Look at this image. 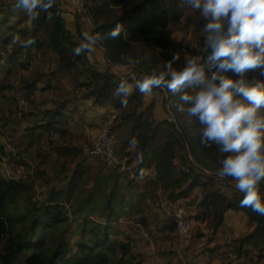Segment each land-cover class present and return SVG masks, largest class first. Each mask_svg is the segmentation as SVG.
Listing matches in <instances>:
<instances>
[{
  "label": "trees",
  "instance_id": "trees-1",
  "mask_svg": "<svg viewBox=\"0 0 264 264\" xmlns=\"http://www.w3.org/2000/svg\"><path fill=\"white\" fill-rule=\"evenodd\" d=\"M45 2L49 5L46 9L38 8L32 15L25 13L14 26L6 25L9 36L0 37L5 47L12 42L15 33L24 38L19 49L7 53L11 66L28 68L29 62L19 60L23 54L54 53L57 57L55 75L62 74L83 91L84 97H93L95 105L112 108L115 119L131 124L127 144L134 145L138 170L151 167L153 173L147 178L145 189L135 194L138 191L135 181L124 185L118 183L117 178L113 181L111 173H97L89 178L90 169L75 172L63 188H52L37 206L32 199L34 192L30 194L31 188L25 179L11 178L0 172V264H142L132 253L130 242L112 238V234L119 231L110 224L115 214L141 213V200L156 189L167 190L166 197L171 202L186 199L187 207L196 206L199 209L196 219L213 234L226 221L228 212H241L251 229L229 243V252L238 264H264V215L242 207L243 194L233 187L231 178L216 175L227 154L220 153L215 145L201 144L200 126L195 117L187 114V105L179 100L180 93L171 94L164 87L173 116L159 119L154 100L140 107L144 95L148 94L140 93L135 88V79H129L133 88L127 104L121 105V97L115 94V89L124 77L111 70L110 65L104 71L91 65L86 50L76 55L73 49L81 44L77 37L84 38L80 26L77 24L74 31L73 27H68L63 0ZM84 3V14L90 19L89 35L98 38L97 43L104 46L110 62L128 65L129 58L138 61L134 68L139 79L145 74L165 71V64L177 53L179 59L173 62L172 68H182V47L193 57L207 55L202 30L205 21L190 13L185 0H84ZM15 5L16 0H0V24L4 25L14 13L23 11ZM25 22L29 24L20 27ZM113 29L119 33L115 38L108 36ZM178 31L182 34L181 43L174 38ZM191 32L195 33L194 48L188 39ZM2 57L0 51V59ZM11 72L12 69L8 71ZM248 75L264 79L257 71ZM36 84L34 80L25 81L20 88L29 96ZM52 87L48 84L44 89ZM152 91L161 92L163 87ZM166 100L163 95V105ZM64 106L62 102L57 109L45 110L48 121L40 127L50 128L60 123ZM260 114L264 115V108ZM8 155L0 141V159ZM89 180L92 181L90 187L86 185ZM196 187H201V193L190 196ZM258 190L260 194L264 192V179ZM94 212L104 221L89 215ZM173 222L175 227L176 220Z\"/></svg>",
  "mask_w": 264,
  "mask_h": 264
},
{
  "label": "rangeland",
  "instance_id": "rangeland-1",
  "mask_svg": "<svg viewBox=\"0 0 264 264\" xmlns=\"http://www.w3.org/2000/svg\"><path fill=\"white\" fill-rule=\"evenodd\" d=\"M84 4L81 0H64L65 10L75 16L66 15V20L72 23L74 30L77 26L74 24L75 19L81 21L84 38L77 37L81 44L85 42V35H89L88 30L91 28L90 19L84 14ZM189 11L198 20H203L197 10L190 8ZM23 14L25 12L18 11L4 25L0 24V37L9 36L6 25L14 26ZM28 24L25 22L20 27ZM67 25L71 28V25ZM181 35L179 31L174 34L177 43H181ZM12 38L8 47L3 41L0 42L3 54L0 59V141L9 152L8 156L0 159V172L11 178L25 179L31 188L30 194L34 192L32 199L37 206L43 203L52 188H63L75 172H84L86 169L92 172L89 178L97 173H111L112 180L117 178L118 183L125 185L135 181L138 185L135 194L143 191L153 171L151 167L148 168L150 170H138L134 145L127 144L131 124L115 119L112 108L95 105L93 97H84L83 91L75 88L62 74L55 75L53 71L57 57L54 53L33 51L27 56L23 54L19 60L29 62V67L11 66L7 53L19 49L24 40L18 33L13 34ZM188 39L194 48L195 33H189ZM86 51L94 67L104 71L110 65L111 70L119 72L129 84H132L129 79H139L140 75L134 67L110 62L99 43ZM10 69L12 72L8 73ZM31 80L37 84L34 92L27 96L20 86ZM48 84L54 88L44 89ZM167 92L164 87L161 92L151 91L147 98L144 96L140 107L148 105L149 99L154 100V110L159 119L172 117L173 112L167 100L165 105L162 103L163 95L168 99ZM62 102H65V106L62 108L63 116H59L60 123L41 128L40 125L48 121L44 111L57 109ZM106 138L110 141L109 151L105 149L106 154L102 151L93 152L99 147L105 148ZM78 165L81 167L78 168ZM91 182L89 180L86 185L90 187ZM201 191V187H196L190 196ZM166 196L167 190L156 189L141 200V213L130 211L124 216L115 214L110 225L118 228L119 232H114L112 238L130 242L132 253L142 264H237L227 246L234 242L235 237H241L242 233L251 229L245 215L228 212L226 221L213 234L201 220L196 219V215H199L196 206L189 208L186 199L171 202ZM178 212L187 221L186 232L180 231L177 225L173 227ZM89 215L104 221L96 212ZM222 250L228 253H222Z\"/></svg>",
  "mask_w": 264,
  "mask_h": 264
},
{
  "label": "clouds",
  "instance_id": "clouds-1",
  "mask_svg": "<svg viewBox=\"0 0 264 264\" xmlns=\"http://www.w3.org/2000/svg\"><path fill=\"white\" fill-rule=\"evenodd\" d=\"M185 4L205 21L207 55L190 57L186 52L184 66L173 69L177 53L165 64V71L145 74L134 82L135 88L143 94L158 87L180 93L187 114L200 126L201 144L215 145L227 154L216 175L231 178L233 187L243 194L242 207L264 215V197L258 190L264 179V115L260 114L264 79L248 75L257 71L264 77V0H185ZM15 6L32 15L49 5L45 0H16ZM117 35L116 29L108 33L112 38ZM97 39L85 35L74 53L91 50ZM137 63L128 60L129 67ZM132 87L124 79L118 82L115 94L121 97V105L127 104Z\"/></svg>",
  "mask_w": 264,
  "mask_h": 264
},
{
  "label": "built area",
  "instance_id": "built-area-1",
  "mask_svg": "<svg viewBox=\"0 0 264 264\" xmlns=\"http://www.w3.org/2000/svg\"><path fill=\"white\" fill-rule=\"evenodd\" d=\"M188 53V55L190 56V57H193L192 55H191V53H190V51L189 50H187L185 47H182L181 48V51H180V55H181V57H182V60H183V63H184V54L185 53ZM109 146H110V141L108 140V138H106V141H105V143H104V147L105 148H98V149H96V150H94L93 152H100V151H102L103 153H105L106 154V151H109ZM106 149V151H104ZM102 152H100V153H102ZM176 225L178 226V228L180 229V231H182V232H186L187 231V221L184 219V217H182L181 215H180V213L178 212V213H176Z\"/></svg>",
  "mask_w": 264,
  "mask_h": 264
},
{
  "label": "crops",
  "instance_id": "crops-1",
  "mask_svg": "<svg viewBox=\"0 0 264 264\" xmlns=\"http://www.w3.org/2000/svg\"><path fill=\"white\" fill-rule=\"evenodd\" d=\"M63 2H64V0H63ZM79 11H80V10H79ZM66 15H71V16H73V17L75 18V16H74L73 14H70V12H65L64 16L66 17ZM77 18H78V16H77ZM67 24L71 25V27H73L72 30L74 31V26L72 25V23H69L68 20H67ZM74 24H76V25L78 24V25L80 26V31L82 32L81 21L79 22V20H76V19H75ZM82 24H84V23H82ZM85 26H87V23H86ZM88 32H89V30H88ZM82 33H83V32H82ZM167 95H168V92H167ZM144 96H145V98H147V95H144ZM167 97H168V96H167ZM143 99H144V98H143ZM149 101H150V99H149ZM167 103H168V99H167ZM237 264H238V262H237Z\"/></svg>",
  "mask_w": 264,
  "mask_h": 264
},
{
  "label": "water",
  "instance_id": "water-1",
  "mask_svg": "<svg viewBox=\"0 0 264 264\" xmlns=\"http://www.w3.org/2000/svg\"><path fill=\"white\" fill-rule=\"evenodd\" d=\"M81 3L83 4L84 3V0H81ZM97 43V42H96ZM98 44V43H97ZM101 47L104 48V46H102L101 44H99ZM105 49V48H104ZM168 98H169V95H168ZM261 194H264V192H261Z\"/></svg>",
  "mask_w": 264,
  "mask_h": 264
}]
</instances>
